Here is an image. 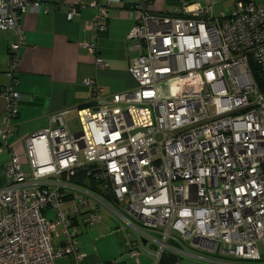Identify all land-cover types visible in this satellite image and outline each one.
<instances>
[{"label":"built area","instance_id":"1","mask_svg":"<svg viewBox=\"0 0 264 264\" xmlns=\"http://www.w3.org/2000/svg\"><path fill=\"white\" fill-rule=\"evenodd\" d=\"M40 4L0 0V31L16 36L8 49L9 77L17 73L25 43L21 19L27 11L38 13ZM110 5L89 3L96 10L95 33L104 31ZM76 15L69 7L66 19ZM136 15L127 35L136 53L129 69L135 87L50 115L49 127L24 138L23 163L6 142L22 95L14 79L0 87V152L8 147L0 264H55L65 257L82 264L76 219L99 224L105 205L138 233L127 244L136 263L147 255L159 264L174 250L169 243L197 261L264 260V1L237 2L217 17L210 4L184 0L172 14H150L137 5ZM83 46L96 53L95 44ZM95 65L107 66L99 57ZM195 76L191 94L160 92L165 81ZM83 169L124 204L125 215L63 180Z\"/></svg>","mask_w":264,"mask_h":264},{"label":"crops","instance_id":"2","mask_svg":"<svg viewBox=\"0 0 264 264\" xmlns=\"http://www.w3.org/2000/svg\"><path fill=\"white\" fill-rule=\"evenodd\" d=\"M91 1L41 0L38 13L27 11L21 19L25 43L19 51L15 77H9L7 71L10 66L9 44L16 36L0 31V87H10L14 79L13 89L22 95L18 113L10 122L13 133L6 139L7 145L20 156H24V138L49 127L50 115L94 105L97 98L108 100L112 95L136 85L129 73L136 53L131 49L132 43L127 35L137 22L135 8L140 0H110L111 5L103 21L104 31L97 33L92 30L96 10L89 6ZM184 1L210 4L213 14H228L221 9L237 3L232 4L233 0ZM178 3L179 0H151L147 11L151 14H172ZM46 6L50 8L49 14L43 12ZM69 7L77 11L71 21L66 19ZM86 43L96 45L95 56L87 52L83 46ZM95 57L107 66L97 67ZM87 80H93L94 84H86ZM3 117L4 107L0 99V128ZM20 145L22 152L18 151ZM7 148L0 152V189L6 182L4 166L8 161ZM115 216L111 218L107 214V221L101 218L100 223L93 226L83 225L77 217V245L85 255L82 264H154L147 255L140 256L138 263L130 258L127 244L136 241L138 233ZM54 242L57 244L56 240ZM169 246L174 250L168 252L179 257V264H223L221 259L214 257L197 261L192 256L182 255L180 247L171 243ZM61 261L73 264L71 257ZM257 264H264V260Z\"/></svg>","mask_w":264,"mask_h":264},{"label":"rangeland","instance_id":"3","mask_svg":"<svg viewBox=\"0 0 264 264\" xmlns=\"http://www.w3.org/2000/svg\"><path fill=\"white\" fill-rule=\"evenodd\" d=\"M233 1L234 2H232V4H235L238 1L239 2H242V1H245V0H233ZM251 1H253L255 4H261L264 0H251ZM233 6L234 5H232V7ZM232 7L230 5V6L224 7L221 10H223V12L229 13L234 8V7L233 8ZM219 14H220V12L214 13L213 16L217 17ZM197 82H198V77L197 76L190 77V78H185L183 80L170 79V80L165 81L162 84H160L159 85V88H160L161 94L162 95H165L164 97L170 96L173 93H174V95H178V94L188 95V94H191L194 91L193 85L196 84ZM198 92H200L201 94H203V93H205V89L204 88H201V89H199ZM18 151H21V152L23 151V148H22L21 145H20V150H18ZM20 159H21V162L22 163L25 160L24 156H20ZM99 188H101L102 190H104L103 189V184L100 185ZM88 192L91 193L92 196H96V197L101 198L103 202L105 201L102 195L95 194L93 192H90L89 190H88ZM90 198L91 199H94L91 196H90ZM105 202L109 206L113 207L117 211V213H119L121 215H125V212L123 210L124 208L122 207L124 204L120 203V205H117V204H112V203H110L108 201H105ZM98 213L101 216V218H102L103 221H107L108 220V218L106 217L107 214L110 215L111 218L113 216H115L112 212H110V210L107 207V205H105L104 208H99ZM116 216L119 217L117 214H116ZM66 258H64V259H66ZM55 264H64V263L61 261V259H58V260L55 261Z\"/></svg>","mask_w":264,"mask_h":264},{"label":"trees","instance_id":"4","mask_svg":"<svg viewBox=\"0 0 264 264\" xmlns=\"http://www.w3.org/2000/svg\"><path fill=\"white\" fill-rule=\"evenodd\" d=\"M245 1H249V0H245ZM245 1H243V2H245ZM150 4H151V0H145V1H140V3H138L137 5L138 6L144 5V10L147 13H150L147 11V6H149ZM136 9H137V7L135 8V10ZM93 55L95 56L96 53ZM250 66L253 70V67L251 64H250ZM257 76L258 75L254 73V77L256 79H257ZM80 107H82V106H80ZM63 180H68V182L73 184L74 186L89 190L90 192H93V193L98 194V195H102L105 201H108L112 204L119 205L116 202V200L114 199V196L112 195L111 192H109L107 190H102L101 188H99V186L103 184L102 180L98 179L97 175H95V173L91 172L89 169L78 170L72 176H69L67 178L63 177ZM178 258L179 257H177V255H174V254L166 251L162 254L159 264H173V263L177 262Z\"/></svg>","mask_w":264,"mask_h":264},{"label":"water","instance_id":"5","mask_svg":"<svg viewBox=\"0 0 264 264\" xmlns=\"http://www.w3.org/2000/svg\"><path fill=\"white\" fill-rule=\"evenodd\" d=\"M125 6H128L127 4ZM262 259H264V256H262Z\"/></svg>","mask_w":264,"mask_h":264}]
</instances>
